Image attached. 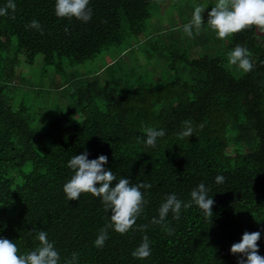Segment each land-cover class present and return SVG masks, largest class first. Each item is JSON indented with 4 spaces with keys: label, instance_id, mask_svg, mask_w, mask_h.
<instances>
[{
    "label": "trees",
    "instance_id": "obj_1",
    "mask_svg": "<svg viewBox=\"0 0 264 264\" xmlns=\"http://www.w3.org/2000/svg\"><path fill=\"white\" fill-rule=\"evenodd\" d=\"M7 2L0 0V8ZM13 2L15 11L0 16V238L13 241L24 254L39 246L36 237L44 230L59 264L73 253L76 264H237L240 257L230 253L231 245L245 231H259L264 256V34L253 27L227 41L216 37L217 55L189 59L183 54L182 70L179 50L162 53L155 47L144 57L160 60L161 68L173 72L170 79L132 84L116 69L128 53L134 59L151 41L152 34L143 35L146 21L157 16L149 7L159 3L163 11L174 0H89L87 22L58 18L55 0ZM33 20L39 29L29 27ZM237 45L251 53L250 72L228 63L227 54ZM109 46L123 48L81 76L66 74L58 62L82 63ZM38 54L66 75L63 82L48 84L67 103L51 118L44 113L48 105L42 110L13 98L14 88L25 84L14 82L15 70L31 67ZM37 115L41 118L34 127ZM185 121L193 133L180 138ZM148 127L165 131L154 147L144 143ZM229 128L246 151H228ZM84 152L90 160L107 156L105 167L116 181L128 178L132 185L152 186L141 189L147 203L132 229L121 235L109 228L100 248L94 241L109 224L111 211L89 193L68 201L63 192L73 175L67 162ZM217 175L225 177L224 183L215 182ZM200 183L214 200L211 219L193 204L181 209L179 219L170 212L163 223H152L168 195L188 202ZM165 226L174 231L168 234ZM144 236L151 254L135 258L132 252Z\"/></svg>",
    "mask_w": 264,
    "mask_h": 264
},
{
    "label": "clouds",
    "instance_id": "obj_2",
    "mask_svg": "<svg viewBox=\"0 0 264 264\" xmlns=\"http://www.w3.org/2000/svg\"><path fill=\"white\" fill-rule=\"evenodd\" d=\"M89 0H55V15L58 18H75L87 22L91 19L92 10L88 7ZM13 12L16 4L13 0H8L5 7L0 8V16L8 15V10ZM204 6H195L192 19L183 25L184 33L191 37L193 28L198 35L201 26L204 24L202 13ZM207 25L215 32L218 39H225L233 34L255 27L258 33L264 34V0H216L215 5L207 13ZM29 27L40 28L38 21L30 22ZM67 31V28L65 29ZM228 63L238 67L244 73L253 69V62L250 51L237 45L227 54ZM185 130L179 133L180 138L191 137L193 128L189 121H185ZM147 139L144 143L149 147H154L156 139L163 137V129L156 130L152 127L144 129ZM108 157L100 155L96 159H88L87 152L74 155L68 162L67 167L72 170L73 175L63 185V192L68 201L78 200L82 193H89L93 197L101 199L106 212L111 211L109 224L102 228L94 241V246L103 247L108 239L109 228L123 235L135 225L137 218L143 211L147 201L141 189H150L151 184L137 183L132 185L128 178H121L116 181L114 173L105 167ZM225 177L217 175L215 182L224 183ZM115 182V183H113ZM209 189L203 183L194 188L191 199L183 202L177 199L175 194L166 197L158 210L159 218H153V224H161L168 214H173V219L180 218L181 209L190 208L193 204L198 206L204 216L211 219L213 216L212 207L214 200L208 196ZM168 234L174 229L165 226ZM261 233L259 231H245L238 243H233L230 247L231 254H239L237 264H264V256L259 254L258 241ZM39 246L34 250L24 254H19V249L13 241L0 238V264H59L60 255L54 247V243L49 242L47 233L40 230L37 235ZM151 254L148 237L144 236L141 244L132 252V256L139 259H146ZM78 254L73 253L72 259L65 261V264H76Z\"/></svg>",
    "mask_w": 264,
    "mask_h": 264
},
{
    "label": "rangeland",
    "instance_id": "obj_3",
    "mask_svg": "<svg viewBox=\"0 0 264 264\" xmlns=\"http://www.w3.org/2000/svg\"><path fill=\"white\" fill-rule=\"evenodd\" d=\"M215 3L216 0H174V2H172V4H170V6L163 11L161 10L162 4L154 3L151 7H149V9L157 16L146 21V29L143 33L144 36L152 34L153 37L151 41H145V48L143 51H137L134 59L132 58V52L128 53L126 55L127 58L118 65L116 71H118L119 75L123 76L129 83L132 84L150 81L164 82L170 79L173 72H171V70H166L163 65L161 68L160 60L152 63V61H148L144 57H149L151 53L150 51H152L155 47L159 49L158 52L162 53H169L171 48H173L172 50H179V68L184 65V63L180 61L183 59V54L189 59L197 58L203 54H209L210 56L217 55V52L221 51V48L219 47L215 49V46L218 44L216 42L217 36L215 32L209 29L206 23L208 18L207 13L211 10ZM195 6L205 7L204 12L202 13V19H205L203 20L204 24L201 26L198 34L202 37L199 41L195 28H193V35L191 37L187 36L183 31V25L189 23L192 19V13ZM224 44H226V42ZM122 48L123 46H109L94 56V58L86 60L82 63L73 64L72 66H67V64H69V60L67 58L58 60V62L66 66L64 68V72L66 74L74 73L75 75L81 76L100 68L108 61L114 59L118 56ZM223 49H226L225 45L223 46ZM233 67L237 68L236 66ZM55 68L56 67L53 64L46 65L44 63L42 54H38L35 57L34 64L31 67L21 65L17 68L15 70L13 80L16 83H21L23 79L25 84L14 88L15 96L13 95V98L15 103L20 102L22 99L25 103L32 106H38L42 110L48 105L47 110L44 113H48L50 118L60 114V109H65L67 103L59 91L56 89L48 90V84L56 85L57 83H61L65 79L66 75L60 71L56 72ZM153 69H157L156 72H153ZM144 75L145 77H143L141 81H135L138 76ZM11 89L9 88V90ZM40 118L41 115L36 116V120L33 123L34 127L37 126ZM45 126L46 125L44 123V125H41L40 128L43 129ZM235 137L236 130L229 128L228 138L230 141V147L228 151L230 153L235 150L246 151L243 145L236 141Z\"/></svg>",
    "mask_w": 264,
    "mask_h": 264
},
{
    "label": "water",
    "instance_id": "obj_4",
    "mask_svg": "<svg viewBox=\"0 0 264 264\" xmlns=\"http://www.w3.org/2000/svg\"><path fill=\"white\" fill-rule=\"evenodd\" d=\"M259 35H263V34H261V33H258Z\"/></svg>",
    "mask_w": 264,
    "mask_h": 264
}]
</instances>
